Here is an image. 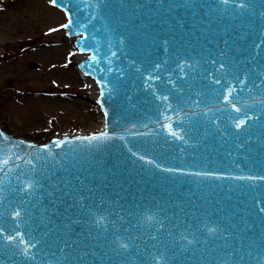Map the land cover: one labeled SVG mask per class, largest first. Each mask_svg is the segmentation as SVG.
Returning <instances> with one entry per match:
<instances>
[{"label":"snow or ice","instance_id":"6c2138e0","mask_svg":"<svg viewBox=\"0 0 264 264\" xmlns=\"http://www.w3.org/2000/svg\"><path fill=\"white\" fill-rule=\"evenodd\" d=\"M161 8L168 9H205L204 15L208 18L210 26L214 21L211 14L223 13L231 15L233 20L239 19L240 23L233 26V31L238 32L229 39H224L223 48H218L215 54L208 53L205 63L212 66L214 71L201 75L197 72L200 65L199 59L189 62L187 57H181L176 50V67L184 76V80L191 72L192 80H207L212 77L208 84L201 85L195 95L198 99L192 100V85L188 87L187 97L183 95V87L176 89L175 83L169 77L168 83L178 93L176 102L178 106L187 105L200 109L205 119L208 113L213 111V100L221 99V90L212 88L211 85H221L224 81L222 102L230 106L232 111L243 113V118H232L235 123L231 127L234 131L227 133L234 140L224 155L233 157L239 155L241 161H232L242 174L224 175L222 171L209 169V164L216 161L208 156L202 159L195 154L188 153L187 148H198L202 141L208 137L215 138L219 133L222 139H226L225 131L217 125L212 131L204 127L200 131L198 124L192 123L191 127H181L178 132L171 123L161 124L160 127L168 129V135L173 138L171 142L179 141L181 147L179 153L181 163L175 166H165L157 163L154 159H148L137 152L128 151L132 156L148 165H153L156 172L165 174L164 181L174 186L185 184L183 178L195 177L200 180L228 179L239 182L229 192L235 190L243 196L246 192L256 188L259 184L264 189V3L259 5L261 11L256 12V5L239 3L237 6L230 5V0H217L216 7L212 4H198L195 0H181L180 3L165 5L163 0H157ZM47 5L53 9H59L65 17V22L58 27H49L46 34L58 32L61 29L69 30L67 35H76L81 40H87L86 31H71V29H87V23L74 20L73 8L77 7L72 0H47ZM88 7L100 10L115 9L118 11L131 8L134 12L143 8V4H130L129 0H98V3L89 4ZM78 10V9H77ZM195 14V11H194ZM93 15L91 19H95ZM90 22V21H89ZM180 27L183 23L177 21ZM256 34L259 42L252 40L247 43L248 38ZM121 43L124 41L121 40ZM164 52H169V40L162 41ZM81 52L86 49L81 48ZM75 53H69V56ZM115 55V53H113ZM96 56H89V66L96 62ZM135 63V61H133ZM164 64L168 60L163 61ZM67 65H65L66 67ZM84 68L85 65H80ZM162 65L154 62V69L159 71ZM111 70V69H109ZM139 71V69H136ZM220 73V76H217ZM85 72V75H88ZM159 75H149L147 80H159ZM231 78L240 87H234L228 82ZM99 84L100 81H97ZM111 83V82H109ZM103 84L108 89L109 97L119 94V82ZM247 92V97L241 93ZM105 96L104 91L100 93ZM155 95V93H153ZM211 96L212 100L204 101V97ZM157 100L168 101L169 96H157ZM126 99L130 102L131 96ZM191 101V103H189ZM104 111V130L84 136H76L74 139L56 138L51 144L57 148L63 145L73 146L64 157L57 159L49 145L45 144L38 149L46 155L28 159L26 163L30 166V175L20 173L16 179L19 181L21 175L25 177L22 186L13 188L16 193L15 200H9L4 205L6 197L0 196V221L4 220L5 211H10L12 226L6 228L0 223V240H2L3 255L11 264H249L248 258L253 256L254 250H258L264 256V206L259 208L257 216L253 218L249 213L238 214L236 211L226 213L224 208H216L210 211L205 208L200 215L191 211H184V205L192 208L199 207L189 199L172 200L171 203L161 201L156 196L147 199L146 202L121 203L123 197L116 193L117 199L113 200L111 194L104 190L113 183L110 177H115L113 169L100 167V161L87 160V156L93 157L100 153L111 141L124 140V135L109 132V111L102 101H97ZM204 107L201 108V105ZM167 107L171 108L169 104ZM217 111L223 109L217 108ZM249 112L252 115H249ZM163 115V114H161ZM197 111L187 112V117L197 116ZM164 119L169 117L164 116ZM117 125L119 121H114ZM182 121L178 126L182 125ZM215 124V120L210 121ZM136 125H131L135 128ZM147 127V125H143ZM124 132H130V128H124ZM151 133L135 132L136 136H147ZM0 139L11 144L9 138L0 132ZM77 142H79L77 144ZM167 143H171L166 141ZM24 142L20 141L12 147L19 149ZM28 148L35 149L36 145L29 144ZM205 147H207L205 145ZM223 147V145H221ZM31 156V153H29ZM190 159L184 161V157ZM15 159L22 160L23 157L17 152ZM172 159L177 157L174 155ZM13 158L7 155V149L0 150V193L5 191L3 187L4 178L14 171L9 165ZM18 169L19 165H15ZM199 169V170H196ZM247 169V172L244 170ZM151 178V177H149ZM173 189H166L171 199ZM182 195V193L180 194ZM191 196H196L192 191ZM201 195H204L203 192ZM230 198V197H226ZM143 199V198H142ZM205 203L212 201L205 198ZM264 204V201L257 200ZM219 201H217V204ZM14 207H11L12 205ZM176 208L184 211V218L178 213L169 215L168 209ZM171 224L172 227H168ZM183 225L179 235L173 229ZM23 229V230H22ZM258 229V231H257ZM184 243H177V241ZM0 264H5V259H0ZM257 264H264V260L257 258Z\"/></svg>","mask_w":264,"mask_h":264},{"label":"water","instance_id":"95a60500","mask_svg":"<svg viewBox=\"0 0 264 264\" xmlns=\"http://www.w3.org/2000/svg\"><path fill=\"white\" fill-rule=\"evenodd\" d=\"M163 2L168 5L180 3L181 0H163ZM195 2L198 4H212L213 7H216L217 0H195ZM72 3L77 6L73 8V19L88 25L86 30L71 29L73 32L76 30L86 31L87 40H81L76 35H68L69 38H74V47L78 53L88 55L87 59L80 63V65L83 64L85 67L81 68L78 63V69L85 77L92 79L98 87V100L102 101L105 108L109 111V132L125 136L122 141L114 140L109 142L95 157L87 156L89 162L93 159L99 160L100 167L113 169L116 172L115 177H110L113 183L104 191L111 194L113 200L117 199L116 193H119L120 197L124 198L120 201L121 203L137 201L143 203L152 196H156L161 201L168 203H171L172 200L189 199L194 201L199 207L192 208L190 205L185 204L184 211H191L196 215H200L205 208L215 211L219 207L224 208L226 213L236 211L238 214H242L243 211L249 213L253 218L259 219L257 213L259 208L264 206V204L256 202L257 200L264 201V189L260 188L259 184H257L256 188L241 196L235 190L228 191L230 187L234 188L239 183L237 181L228 179L200 180L195 177H186L183 179L187 182L177 186L179 188L178 193L174 190L172 184L164 181L165 174L156 172L153 165L140 161L128 151L131 148L138 155L154 159L157 163L165 166H175L182 162L180 159L181 154L179 153V148L182 145L179 141L171 142L173 138L168 135V129L160 127L161 124L171 123L178 132H180L181 127L190 128V120L192 123L198 124L201 132H203L204 127H208L212 131L218 125L221 130L225 131L226 139H222L217 133L215 138L208 137L204 139L200 147L195 149L187 148V152L195 154L201 159L206 155L210 159L215 160V164L208 165L210 170L222 171L226 176L242 174L241 170L232 164L233 160L240 162L241 157L239 155L227 157L224 152L234 144V140L227 136V133L234 131L231 126L234 125L235 120L230 119V117L243 118V113L232 111L230 106L222 102L224 81H222L221 85H211L212 88L221 90V99L213 100L212 104H208L209 107H213V105L214 107L213 111L208 113L207 119L200 114V109H196L194 105L192 108L187 105L178 106L176 89L183 87V95L187 97L188 87L191 84L193 86L191 99L196 100L198 98L194 94L195 91L201 85L208 84L212 77L207 80L199 78L192 80L190 70L185 68V72L189 73V75L184 80H180L179 77L184 76L185 73H182L176 67L177 62L175 59L176 50L178 49L179 55L187 57L190 63L197 59L201 61L200 65L197 66V72L201 75L214 71L210 64L205 63L208 53L212 52L215 54L218 48L224 47V39L231 40L233 36L239 34L232 30L233 26L240 23L239 19L233 20L231 15L224 14L222 5L220 6L221 13L219 15L216 13L211 14V19L214 22L209 26L208 18L204 15L205 9L161 8L157 0H129L130 4L139 3L144 5L143 8L135 12L131 8L118 11L115 9L100 10L99 8L88 7L89 4L98 3V0H72ZM239 3H245L246 6L254 4L256 5V12L259 13L261 11L259 5L264 3V0H230V5L237 6V11H239ZM1 10L2 8L0 12ZM93 15L96 16L95 19H91ZM177 21L183 23V27H180ZM66 31L68 32L69 30ZM164 39L169 40V52L167 54L162 46ZM121 40L124 42L121 43ZM252 40L259 42L256 34L250 36L247 43H251ZM81 48L86 49V51L81 52ZM93 54L97 59L95 63H91L89 66V56ZM166 59L168 63L164 64L163 61ZM154 62L161 63L162 67L159 71L154 69ZM137 68L139 71L136 70ZM85 72L89 74L85 75ZM150 74L153 76L159 75L161 78L159 80H147ZM220 75V73H217V76ZM169 77L175 83L176 89L173 88L172 84L168 83ZM227 79L234 87H240L231 78ZM97 81H100V83L98 84ZM117 82H119V94H113L112 97H109L108 89L103 88V84L109 83L110 88L112 84ZM101 91H104V97H101ZM164 95L170 97L168 101L157 100V96ZM241 95L247 97V92L241 93ZM127 96H131L130 102L126 99ZM81 99L91 102L95 101L82 95ZM203 99L207 103L208 100H212V97L207 96ZM97 104L105 123L104 111L100 104ZM169 104L172 105L171 108L167 107ZM203 107L204 104L201 105V108ZM217 108L223 109V111H217ZM193 110L197 111L198 115L187 117V112ZM249 115H252V113L249 112ZM164 116L169 117V119H164ZM116 120L119 121L118 125L114 123ZM212 120H215V124L210 123ZM181 121L183 122L182 125L178 126ZM133 124L136 125L135 128H131ZM145 124L147 127H143ZM124 128H130L131 131L124 132ZM137 131L150 132L151 134L147 136L133 135ZM0 132H3V128H0ZM4 135L9 138L11 144L0 139V150L7 149V155L13 158V163L9 166L14 168V171L4 178L3 187L5 191L0 193V196L6 197L4 205L7 206L9 200L17 198L16 193L12 192V189L22 186L21 182L25 179L21 175L18 181L16 179L17 175L20 173L31 174L30 166L26 161L33 159V162L37 163L35 158L46 155V153L38 151L45 144L37 145L15 139L5 133ZM20 141H23L24 144L19 149L12 147L13 144H17ZM51 141L46 144L57 155V159L63 158L65 153L70 152L71 147H73L63 145L57 148L51 144ZM29 144L36 145V148H28L27 145ZM17 152L23 157L22 160L15 159ZM29 153H31V156ZM174 155L177 157L175 160L172 159ZM189 159L190 157L185 156L183 162H187ZM15 165H19V168L16 169ZM37 167L39 168V163H37ZM244 171L247 172V169ZM2 175L3 173H0V176ZM166 189H173L171 199ZM192 191L196 192V196L190 195ZM202 192L204 195H201ZM181 193L182 195H180ZM205 198L212 201V203L210 205L205 203ZM217 201H219L218 204ZM14 206L13 204L11 207ZM184 211L176 208L168 209L169 215L178 213L180 218H184ZM5 217L0 223H3L6 228H11L13 222L11 221L10 211H5ZM168 227L171 228L172 225L169 224ZM182 228L183 225H180L179 228L173 229V231L178 236ZM177 243H184V241L178 240ZM2 252V240H0V253ZM258 257L264 260V256H261L258 250H254L253 256L248 258L249 264H257ZM0 259H5V264H11V261L7 260L3 255H0Z\"/></svg>","mask_w":264,"mask_h":264},{"label":"rangeland","instance_id":"374dc122","mask_svg":"<svg viewBox=\"0 0 264 264\" xmlns=\"http://www.w3.org/2000/svg\"><path fill=\"white\" fill-rule=\"evenodd\" d=\"M43 2L0 0V108L3 110L0 113V126L10 136L36 144H43L53 138L88 135L85 132L90 131L89 126L97 121L96 114H100L95 102L81 99L82 95L95 100L89 95L88 79L80 76L81 81L69 82L54 77L51 74L54 68L47 69L52 62L45 56L48 50L53 49L50 44L61 46L64 41L67 43L71 40L63 29L46 34L49 27H58L59 23H49L40 16L44 9L38 4ZM48 8L53 9L50 6ZM59 14L64 18L62 13ZM62 31L64 40L60 43L52 35ZM24 52L25 59V56L23 59L14 57ZM66 56L65 59L62 56L56 58L54 64H61V68L67 65L64 69L76 74L74 66H78L81 60L76 58V54L69 56L66 53ZM33 74L40 80L35 85L29 78ZM30 99L39 101L35 105L24 103ZM50 100H60L65 104L63 107L59 103L49 104ZM56 133L59 135L53 136Z\"/></svg>","mask_w":264,"mask_h":264},{"label":"bare ground","instance_id":"6f19581e","mask_svg":"<svg viewBox=\"0 0 264 264\" xmlns=\"http://www.w3.org/2000/svg\"><path fill=\"white\" fill-rule=\"evenodd\" d=\"M43 4L42 3H39L38 6L41 8V9H44V12L40 15L42 18H44L46 21H48L49 23L51 21H57L59 23V25L64 21V18L62 15H60L58 12H56L55 10H51L50 8H48L47 6V0H43ZM45 16V17H43ZM22 19V18H21ZM64 32H59L58 34H55V35H52V37H55L57 38V42H60L64 40ZM50 47H52L53 49H50L47 51L46 53V57H49V61H52L49 65H48V68L50 70V68H54L51 72V74L54 75V77H57V78H63V79H66L67 81H81L80 79V75H79V72L76 70V74H73V73H68V71L70 69H64V68H61V64H54L55 62H53V60H55L56 58H59V57H63V59L67 58L66 56V53L69 54V53H75V50L73 49V41H70V42H67L64 41L63 42V45L61 44V46H58L57 43L56 45H52L50 44ZM64 52V54H63ZM25 52L23 54H21L20 56H17L15 55L14 57H16L17 59H23V57L25 56L24 55ZM76 58L77 59H80L81 58H84V56L81 57V55H78L76 54ZM15 58V59H16ZM26 58V56L24 57V59ZM14 59V58H13ZM12 59V62L14 61ZM57 63V62H56ZM76 68V65L74 66ZM70 68V67H68ZM73 69V67H71ZM77 69V68H76ZM31 79L32 84L35 85V82H39V77L38 76H35L34 74L32 76L29 77ZM90 84V88L88 89L89 91V95L92 97V98H96L97 97V93H96V87L94 86V84L89 81L88 82ZM39 100H35V99H30V100H25L24 103L25 104H34L35 105V102L37 103ZM59 103V105H61L63 107V105L65 104V102L63 101H51L50 100V103L49 104H57ZM23 108H25V106H23ZM28 108V107H27ZM2 108H0V113L2 112ZM96 117H97V121H95L94 123H92L89 128H90V131L88 133L85 132V134H90V133H97L101 130L102 128V116L100 114H96ZM0 128H3L2 126H0ZM3 132L5 134H7L8 136L10 134H8V132H6L4 129H3ZM61 133V132H59ZM58 133L56 134H53V136L57 135ZM59 135V134H58ZM14 138V137H13ZM40 145V144H39Z\"/></svg>","mask_w":264,"mask_h":264}]
</instances>
